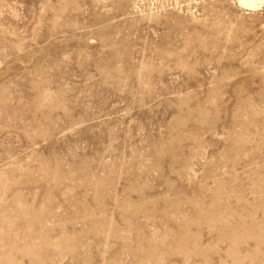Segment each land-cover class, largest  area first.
<instances>
[{
  "label": "rangeland",
  "instance_id": "obj_1",
  "mask_svg": "<svg viewBox=\"0 0 264 264\" xmlns=\"http://www.w3.org/2000/svg\"><path fill=\"white\" fill-rule=\"evenodd\" d=\"M0 264H264V5L0 0Z\"/></svg>",
  "mask_w": 264,
  "mask_h": 264
},
{
  "label": "bare ground",
  "instance_id": "obj_2",
  "mask_svg": "<svg viewBox=\"0 0 264 264\" xmlns=\"http://www.w3.org/2000/svg\"><path fill=\"white\" fill-rule=\"evenodd\" d=\"M240 3L247 9H256L264 5V0H240Z\"/></svg>",
  "mask_w": 264,
  "mask_h": 264
}]
</instances>
